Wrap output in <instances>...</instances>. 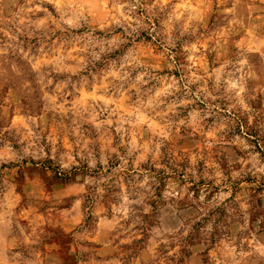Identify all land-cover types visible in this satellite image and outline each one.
Here are the masks:
<instances>
[{"label":"clouds","instance_id":"clouds-1","mask_svg":"<svg viewBox=\"0 0 264 264\" xmlns=\"http://www.w3.org/2000/svg\"><path fill=\"white\" fill-rule=\"evenodd\" d=\"M0 264H264V0H0Z\"/></svg>","mask_w":264,"mask_h":264}]
</instances>
